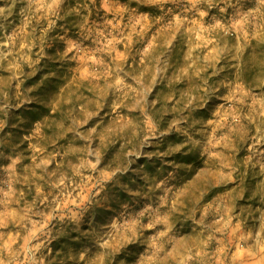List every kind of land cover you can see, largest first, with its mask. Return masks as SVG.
I'll list each match as a JSON object with an SVG mask.
<instances>
[{"label":"rangeland","instance_id":"rangeland-1","mask_svg":"<svg viewBox=\"0 0 264 264\" xmlns=\"http://www.w3.org/2000/svg\"><path fill=\"white\" fill-rule=\"evenodd\" d=\"M58 263L264 264V0H0V264Z\"/></svg>","mask_w":264,"mask_h":264},{"label":"trees","instance_id":"trees-1","mask_svg":"<svg viewBox=\"0 0 264 264\" xmlns=\"http://www.w3.org/2000/svg\"><path fill=\"white\" fill-rule=\"evenodd\" d=\"M76 237H78V236H76ZM83 242H86V241L83 240ZM82 244L83 243L80 242V241H71L70 239H62V240H56V239H54L52 241V243H51V247L53 249V252H52V255H51L50 259L53 260L54 258L56 259V257H59V255H57V251L59 249H61L62 251H64V254L66 253V255H65L66 256V259L64 261L66 263L67 260H69L71 258V256L67 254L68 247L70 246V247L73 248V250H77V248L80 247V246H82Z\"/></svg>","mask_w":264,"mask_h":264}]
</instances>
